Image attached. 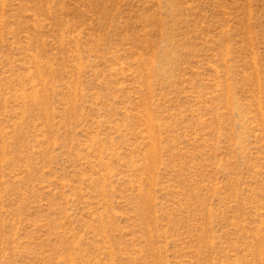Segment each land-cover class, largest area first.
<instances>
[{
	"label": "rangeland",
	"instance_id": "rangeland-1",
	"mask_svg": "<svg viewBox=\"0 0 264 264\" xmlns=\"http://www.w3.org/2000/svg\"><path fill=\"white\" fill-rule=\"evenodd\" d=\"M0 264H264V0H0Z\"/></svg>",
	"mask_w": 264,
	"mask_h": 264
}]
</instances>
